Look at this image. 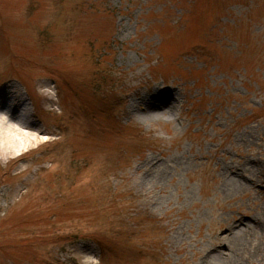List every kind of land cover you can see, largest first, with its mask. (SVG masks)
<instances>
[{
	"label": "rangeland",
	"instance_id": "1",
	"mask_svg": "<svg viewBox=\"0 0 264 264\" xmlns=\"http://www.w3.org/2000/svg\"><path fill=\"white\" fill-rule=\"evenodd\" d=\"M0 109V264H264V0H0Z\"/></svg>",
	"mask_w": 264,
	"mask_h": 264
},
{
	"label": "bare ground",
	"instance_id": "2",
	"mask_svg": "<svg viewBox=\"0 0 264 264\" xmlns=\"http://www.w3.org/2000/svg\"><path fill=\"white\" fill-rule=\"evenodd\" d=\"M153 104V103H152ZM150 105V108H158L157 105L153 104ZM149 105V104H148ZM147 105V106H148ZM146 106V107H147ZM153 107V108H152ZM160 107V106H159ZM148 108V107H147ZM8 129L14 133H18L20 135H23L26 137V139L34 141V139L31 137L30 132L28 130H25L20 123H18L14 118L13 114L10 111H5L0 109V128Z\"/></svg>",
	"mask_w": 264,
	"mask_h": 264
}]
</instances>
